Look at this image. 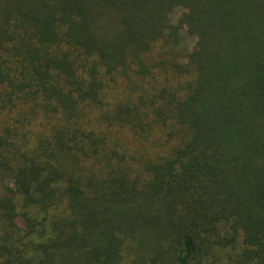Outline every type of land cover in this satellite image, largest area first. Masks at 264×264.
I'll return each instance as SVG.
<instances>
[{
    "label": "trees",
    "instance_id": "obj_1",
    "mask_svg": "<svg viewBox=\"0 0 264 264\" xmlns=\"http://www.w3.org/2000/svg\"><path fill=\"white\" fill-rule=\"evenodd\" d=\"M0 264H264V0H0Z\"/></svg>",
    "mask_w": 264,
    "mask_h": 264
},
{
    "label": "rangeland",
    "instance_id": "obj_2",
    "mask_svg": "<svg viewBox=\"0 0 264 264\" xmlns=\"http://www.w3.org/2000/svg\"><path fill=\"white\" fill-rule=\"evenodd\" d=\"M182 8H178L172 15V18L174 20V22H176L179 17L182 15ZM195 38L189 36L186 32H183V48H193L195 45ZM126 141V140H125ZM127 145L129 147L130 150H138L142 148L141 143L134 141L131 139V141H126Z\"/></svg>",
    "mask_w": 264,
    "mask_h": 264
}]
</instances>
